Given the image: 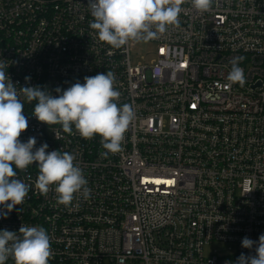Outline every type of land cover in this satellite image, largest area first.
<instances>
[{
  "label": "built area",
  "instance_id": "2783aa9c",
  "mask_svg": "<svg viewBox=\"0 0 264 264\" xmlns=\"http://www.w3.org/2000/svg\"><path fill=\"white\" fill-rule=\"evenodd\" d=\"M87 6L0 0V62L18 90L39 85L52 95L112 71L119 104H131L135 119L122 150L104 158L99 135L41 123L36 101L21 96V141L74 154L91 195L57 205L55 186L40 194L30 165L15 177L31 185L28 195L0 230L45 228L49 264H236L241 253L255 255L242 239L264 234V0H214L203 14L186 3L179 27L146 43L155 50L137 63L144 42L116 49L99 41ZM239 57L242 87L227 80ZM216 244L228 250L207 254Z\"/></svg>",
  "mask_w": 264,
  "mask_h": 264
},
{
  "label": "clouds",
  "instance_id": "9594fccd",
  "mask_svg": "<svg viewBox=\"0 0 264 264\" xmlns=\"http://www.w3.org/2000/svg\"><path fill=\"white\" fill-rule=\"evenodd\" d=\"M190 3L199 13L211 10L214 0H88L93 19L89 27L95 30L99 41L119 49L129 41L148 43L158 39L170 26L179 27L182 5ZM242 57L230 61L227 80L246 83ZM9 65L0 62V218L21 205L31 185L17 177V170L26 171L35 164L38 176L36 189L47 195L55 186L57 205L69 208L77 196L88 199L91 189L82 168L75 163L76 156L66 151H47L48 144L36 147L35 137L22 142L21 134L28 128L24 101H36L32 114L44 124L61 125L63 132L76 133L84 139L99 135L106 150L101 156L122 150L124 135L135 119L131 104H119L121 92L116 90L117 78L112 71L85 76L67 89L57 87L52 95L41 86L15 87L7 72ZM25 77V80H30ZM56 134V139L58 135ZM242 247L253 249L255 255L241 253L236 264H264V234L258 242L244 237ZM53 253L47 230L38 226H22L19 231L0 230V264L11 259L13 264H49Z\"/></svg>",
  "mask_w": 264,
  "mask_h": 264
},
{
  "label": "rangeland",
  "instance_id": "374dc122",
  "mask_svg": "<svg viewBox=\"0 0 264 264\" xmlns=\"http://www.w3.org/2000/svg\"><path fill=\"white\" fill-rule=\"evenodd\" d=\"M154 47L152 45L146 44V43H141L138 44L137 47L134 49L135 54L133 55V60L135 63L139 62L141 60L142 57L144 58H148L147 54L149 52L154 51ZM217 250L220 253H223L225 251L228 250V248H226V246L223 245H214L213 247H210L206 250L207 254H214V251Z\"/></svg>",
  "mask_w": 264,
  "mask_h": 264
}]
</instances>
